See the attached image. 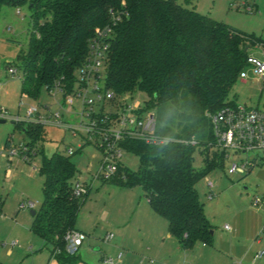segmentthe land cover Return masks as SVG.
Segmentation results:
<instances>
[{
    "label": "trees",
    "instance_id": "16d2710c",
    "mask_svg": "<svg viewBox=\"0 0 264 264\" xmlns=\"http://www.w3.org/2000/svg\"><path fill=\"white\" fill-rule=\"evenodd\" d=\"M191 1L0 0V7L28 3L32 12L29 47L18 56L22 93L31 98L57 85L71 94L96 30L110 23V10L121 15L109 42L105 89L115 97L144 93L143 110H153L157 134L174 141L150 146L124 139L121 149L138 157L139 168L131 171L120 162L108 181L141 187L153 212L167 221L169 233L186 250L213 242V226L196 191V184L223 161L208 115L236 105L228 96L249 66V48L264 47L261 37L184 5ZM26 132L35 147L42 124L28 123ZM192 140L195 145L184 143ZM195 151L204 162L200 169L194 166ZM39 172L43 200L31 229L59 264H77L78 255L65 251L64 237L77 230L81 202L72 184L78 170L70 155L54 153L43 157Z\"/></svg>",
    "mask_w": 264,
    "mask_h": 264
},
{
    "label": "rangeland",
    "instance_id": "374dc122",
    "mask_svg": "<svg viewBox=\"0 0 264 264\" xmlns=\"http://www.w3.org/2000/svg\"><path fill=\"white\" fill-rule=\"evenodd\" d=\"M253 1L192 0L184 5L219 22L258 30V26L264 22V0H257V13L250 14L245 4L251 5ZM31 14L28 3L4 4L0 7V111L7 113L6 118L0 119L5 121L0 122V264H47V252L39 251L43 241L31 229L34 222L31 211H37L43 200L44 177L39 172L43 157H50L54 153L70 155L78 170V178L89 187L88 195L80 198L81 206L75 222L76 228L86 235L78 250L77 255L81 257L78 259L86 264H101L102 255L115 259L118 253L113 252L112 246L122 239V232L131 245L123 248L138 252L143 246V238L138 230L142 227L143 232L146 231L148 217H155L166 227L167 221L155 215L141 187L128 188L96 177L103 157L97 140L88 141L84 131L73 132L45 122L58 113L61 120L71 125H79L81 120L86 124L88 119H81L80 116L81 100L75 98L73 106H70L66 103L65 95L57 89L49 91L42 88L36 98L22 93L23 71L18 56L29 47L33 29ZM248 54L264 63L263 47H250ZM9 68L14 69L15 74H9ZM245 71L248 77H239L228 99L238 106L264 113V78L253 73L252 65L247 66ZM76 78L79 79L78 73ZM103 78L98 81L99 86L103 85ZM93 83L92 80L90 87ZM77 88L78 83H75L73 90ZM88 95L92 96V93ZM125 95L131 97L132 103L140 101L144 105L147 99L144 93L138 91ZM31 109L35 116L40 117L43 133L33 146L37 148V155L26 161L23 156L10 154V151L20 150L21 145L31 147L29 143L32 137L26 132L29 123L27 113ZM8 139L10 143L6 146ZM69 148L73 149L72 154H69ZM259 155L257 152L239 155L232 152L196 184L206 217L213 226V242L207 244V248L221 249L217 245L220 235L223 238L229 235L235 237L234 256L228 259L219 255L217 259L207 260L210 264L252 263L255 253L264 250V202L254 204L256 198L264 195V162L259 161ZM121 162L131 171L138 170L140 165L138 157L125 150H122ZM246 162L256 165L244 174L228 173L231 164ZM203 165L202 156L195 151L194 166L200 169ZM8 169L11 170L10 175L7 174ZM208 182L213 184L212 190ZM211 191L213 197L210 199ZM104 212L107 215L103 219ZM258 216L262 223L256 231L252 228V221ZM233 221L239 226V234H230L224 229L225 225L233 228ZM108 233L115 236L109 242L105 241ZM127 264H140V261L131 258ZM256 264H264V259Z\"/></svg>",
    "mask_w": 264,
    "mask_h": 264
},
{
    "label": "built area",
    "instance_id": "2783aa9c",
    "mask_svg": "<svg viewBox=\"0 0 264 264\" xmlns=\"http://www.w3.org/2000/svg\"><path fill=\"white\" fill-rule=\"evenodd\" d=\"M246 11L251 13L253 7L245 4ZM110 23L103 29L96 30L95 37L90 43L89 54L83 65L79 68V79L77 90H73L71 94L65 95L66 103L73 106L74 99L77 98L82 102L81 119L86 117L88 122L80 121L79 125H71L61 120L58 113L51 115L45 120L46 123L57 125L59 127L71 129L73 132L84 131L88 137V141L97 140L98 146L102 150V163L96 177L103 181L112 179L118 171V164L121 162L122 149L121 141L130 137L138 139L150 146H160L174 141L171 138L161 136L156 132V118L153 111H144V105L140 101L131 102L126 95L115 97L114 94L105 89L104 83L99 86L105 74L106 63L108 59L109 42L112 37L113 27L120 21L121 15L110 10ZM249 65L253 66V73L264 78V63L250 56L248 58ZM9 74H15V70L8 69ZM240 77L245 79L248 77L245 69L240 73ZM104 79V78H103ZM93 80V86L90 82ZM63 93L57 85L55 88ZM89 92L92 96H89ZM71 96V97H70ZM33 109L28 111L27 121L29 123H39L40 117L35 116ZM7 117L5 110L0 111V119ZM213 134L215 137L214 147L222 153L223 158H228L230 153L247 154L249 152L259 153V161L264 162V113L253 108L245 106H225L214 114L208 115ZM19 121L18 119H15ZM186 144L195 145V141H184ZM81 149V148H80ZM37 148L21 145L20 150L12 149L10 154H18L23 156L26 161L37 155ZM72 154L73 149H68ZM256 164L246 162L243 164L233 163L228 169V173L244 174ZM248 172V171H247ZM209 188L212 190L213 184L208 182ZM89 193V187L83 183L77 176L72 184V194L75 198H84ZM213 197V193L209 194V198ZM264 202L262 198L254 200L255 205ZM32 206V203H29ZM229 229L228 226H225ZM86 235L79 230H70L66 233L65 251L70 256L78 254L79 248L82 246ZM114 239L112 233H108L105 241L109 242ZM15 244V243H13ZM264 257V250L256 253L254 260H261ZM121 254L118 255V259ZM104 264H114L112 258H104Z\"/></svg>",
    "mask_w": 264,
    "mask_h": 264
},
{
    "label": "crops",
    "instance_id": "0c3cea01",
    "mask_svg": "<svg viewBox=\"0 0 264 264\" xmlns=\"http://www.w3.org/2000/svg\"><path fill=\"white\" fill-rule=\"evenodd\" d=\"M256 1L257 0H254L253 4H251L253 10L255 11L253 14H256L258 10ZM235 28L249 34H254L264 39V22L260 24V26H258V30L257 29L248 30L245 27H235ZM256 47H262V46H256ZM10 173L11 170L8 169L7 174L10 175ZM106 215L107 213L104 212L102 218L104 219ZM148 222H149V226L146 228V231H144L145 233L143 232L142 227L141 228L139 227L140 229L138 228L139 229L138 231L141 233L143 238L142 239L143 246L139 250H137L138 252H135L133 250L132 251L125 250V248H129L131 247V245L129 244L126 238L125 233L122 232L123 233L122 239H120L117 243H115L112 246L113 252L116 254L118 253L115 259L112 258L114 260V264H127L128 262H130L131 258L138 259L140 261V264H210L209 263L210 261L207 262V260L217 259L220 256H224L225 258L229 259L232 258L235 254V244H234L235 237L233 238V235L226 236V238H223V236L220 235L217 245L221 249H208L207 244L199 243L198 246L200 248L196 249L198 246H195L193 250H186L179 244V242L174 237L171 236V234L168 231V224L166 227L158 219H155V217H148ZM261 223H262V219L260 216H258L255 220L252 221V228L258 231L259 228L261 227ZM225 226L229 227V229L224 228L228 233L239 234V226L235 221H233V228L230 227L229 225H225ZM76 229L79 230L78 228ZM158 244L161 245L158 247ZM223 247H226V250H223ZM39 251L47 252L46 253L48 256V257L46 256L47 264H59L56 259L51 257L50 249L46 247L44 242H43V246L39 249ZM119 254H121L120 259H118ZM255 255L252 258L253 260L252 263L248 262V264H256L257 262L262 261L264 259L263 257L261 260L255 261L254 260ZM79 257L80 255L78 256V258ZM104 258H111V257L102 255L100 257L101 264H104L103 263ZM246 258L247 257L244 258V261L246 260ZM79 262L81 263L78 262L77 263L86 264L83 260L81 261L79 260ZM231 264H237V263L233 262Z\"/></svg>",
    "mask_w": 264,
    "mask_h": 264
},
{
    "label": "water",
    "instance_id": "95a60500",
    "mask_svg": "<svg viewBox=\"0 0 264 264\" xmlns=\"http://www.w3.org/2000/svg\"><path fill=\"white\" fill-rule=\"evenodd\" d=\"M246 51H247V49H246ZM0 122H1V123H4L5 121H4V120H0ZM31 214L34 215V214H35V211L32 210V211H31ZM212 234H213V232H212Z\"/></svg>",
    "mask_w": 264,
    "mask_h": 264
}]
</instances>
